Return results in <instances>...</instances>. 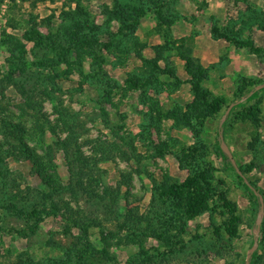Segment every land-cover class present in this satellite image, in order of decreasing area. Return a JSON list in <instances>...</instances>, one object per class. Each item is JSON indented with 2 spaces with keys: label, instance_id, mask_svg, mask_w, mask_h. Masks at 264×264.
I'll list each match as a JSON object with an SVG mask.
<instances>
[{
  "label": "rangeland",
  "instance_id": "obj_1",
  "mask_svg": "<svg viewBox=\"0 0 264 264\" xmlns=\"http://www.w3.org/2000/svg\"><path fill=\"white\" fill-rule=\"evenodd\" d=\"M30 1L0 4V264H264V0L229 1L219 31L249 50L207 66L173 0L168 37L151 11L133 32L108 18L112 0L84 2L80 30L66 0Z\"/></svg>",
  "mask_w": 264,
  "mask_h": 264
},
{
  "label": "crops",
  "instance_id": "obj_2",
  "mask_svg": "<svg viewBox=\"0 0 264 264\" xmlns=\"http://www.w3.org/2000/svg\"><path fill=\"white\" fill-rule=\"evenodd\" d=\"M104 0H100L102 2ZM231 0H177L175 10L179 14V19L176 20L170 27L172 35L176 38H182L185 43H188L189 50H192V54L199 60L203 66H207L214 63L218 59V55L222 50H249L246 46L235 47L229 39L219 35L214 37L211 32L212 26H220L227 19H233L234 15L231 12V6L228 5ZM246 5L250 7L261 6L263 1L260 0H246ZM242 4V3H241ZM237 5V4H236ZM155 20L151 15H147L141 19L139 27L143 34L148 33L154 27ZM139 27L136 34L139 36ZM254 32H261V28H256V25L252 27ZM250 35V34H249ZM142 38L141 35L139 36ZM154 37H158L156 40ZM255 34H251V39H254ZM155 39L157 44L161 42V38L158 35H153L147 39ZM259 36L258 39L259 40ZM255 42V39H254ZM259 42V41H258ZM154 44V43H153ZM147 42V47L143 55L146 57L151 56L150 46ZM254 45H259L255 42ZM229 54V53H228Z\"/></svg>",
  "mask_w": 264,
  "mask_h": 264
},
{
  "label": "trees",
  "instance_id": "obj_3",
  "mask_svg": "<svg viewBox=\"0 0 264 264\" xmlns=\"http://www.w3.org/2000/svg\"><path fill=\"white\" fill-rule=\"evenodd\" d=\"M15 0H11V3H14ZM21 2H24L25 0H20ZM37 1L40 0H31L30 1V5L32 8H34V6L36 5ZM44 1V0H41ZM90 0H66V3L68 4V8L67 10L62 12L63 16L67 15L68 21L72 22V27L73 29L76 28L78 30H80L83 26V24H87V21L89 20V14L85 8V4H83L84 2H87ZM175 1L176 5V0ZM3 2V0H0V4ZM113 5L110 8H107V6H104L105 12L108 14V18H114L120 21V19H133L132 24H127L128 28H132V30L130 31H134L135 27L138 24V18H140L144 13H146L147 11H151L154 13L155 17L157 18V21L163 25H166L164 31H165V35L168 37L169 35V27L170 25L175 21V17L177 16V13L174 11V9L169 10V3L168 0H112ZM74 4V7H71L70 4ZM10 4V3H9ZM9 4H7L9 6ZM173 7V6H172ZM66 19V18H65ZM122 27H126L125 24H122ZM94 28L91 27L89 28V31H92ZM211 32L213 33V36H219L222 35L224 37L227 38L226 33L224 32H220L218 26H212L211 28ZM189 50V49H188ZM141 59L144 60V58L142 56H140ZM57 114L60 117V119L62 120V117L64 115V111L63 110H57ZM63 121V120H62ZM7 124V122H5ZM11 129H16V125L9 123L8 124ZM20 141H18V143H21L25 148V142L21 139H18ZM215 148H216V152L221 154L224 158L225 153L222 151L221 145H220V141L217 140L216 144H215ZM230 167L232 169L235 170L236 172V176L237 178L242 182L244 188L246 190H248L251 195H253V197L255 198L256 201H258V197H257V192L256 189L253 188L251 186V184L246 181L244 179V176L237 171L236 166L233 163L229 164ZM38 167V166H37ZM203 208V206H200V208H195V206L193 204H189L188 205V210L193 213H196L197 211H200ZM19 235L21 236H26L27 232L24 230H19L17 232ZM132 238H130V240H127V243H131L134 241H138L139 238L134 237L133 235L131 236ZM29 244L26 245V247H28ZM140 248L142 247L141 245L139 246ZM103 253L106 255L108 254V251L103 249L102 250ZM25 252L21 251L15 254V262L13 264H35L29 257H25L24 255ZM255 252H253L251 254V256H254ZM111 258H113L111 256ZM81 256L77 255V261H80ZM57 261H50V264H54ZM58 264H79L78 262H70L69 261V256L67 257H63L60 259L59 262H57ZM127 264H130V262L127 260L126 262ZM82 264V263H81Z\"/></svg>",
  "mask_w": 264,
  "mask_h": 264
},
{
  "label": "built area",
  "instance_id": "obj_4",
  "mask_svg": "<svg viewBox=\"0 0 264 264\" xmlns=\"http://www.w3.org/2000/svg\"><path fill=\"white\" fill-rule=\"evenodd\" d=\"M8 2H9V1H5V2L2 4V7H6Z\"/></svg>",
  "mask_w": 264,
  "mask_h": 264
}]
</instances>
